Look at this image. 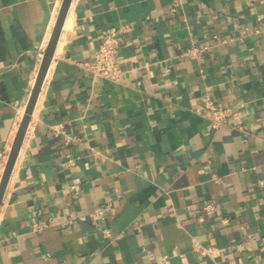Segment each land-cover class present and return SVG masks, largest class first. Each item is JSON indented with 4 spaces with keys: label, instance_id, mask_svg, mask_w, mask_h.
I'll use <instances>...</instances> for the list:
<instances>
[{
    "label": "crops",
    "instance_id": "crops-1",
    "mask_svg": "<svg viewBox=\"0 0 264 264\" xmlns=\"http://www.w3.org/2000/svg\"><path fill=\"white\" fill-rule=\"evenodd\" d=\"M62 1L0 0V182ZM71 8L0 206V264H264V0ZM108 32L117 83L86 65Z\"/></svg>",
    "mask_w": 264,
    "mask_h": 264
},
{
    "label": "water",
    "instance_id": "water-1",
    "mask_svg": "<svg viewBox=\"0 0 264 264\" xmlns=\"http://www.w3.org/2000/svg\"><path fill=\"white\" fill-rule=\"evenodd\" d=\"M71 3H72V0H63L62 1V5L60 8V12H59V15L57 18L56 25H55L54 30L52 32L48 46L44 51V55L42 58V62L40 65V69L38 72L36 82H35L34 87L32 89V93H31L29 102L27 104L25 114H24L22 121L20 123V126L18 128V131H17V134L15 136L11 151H10L9 156H8V160H7V163L5 166L4 173H3L2 178H1V182H0V206L2 203V199H3L4 193H5L6 187L8 185V182H9L10 177L12 175V172L14 170L16 161L18 159L24 138L26 136L27 129H28L30 121H31L32 114L34 113V110L36 107V103L38 102L40 93L42 91V86L44 84V80L47 76L49 67L52 63V60H53V57L55 54V50H56L58 41L60 39L62 30H63V26H64L65 20L67 18Z\"/></svg>",
    "mask_w": 264,
    "mask_h": 264
},
{
    "label": "built area",
    "instance_id": "built-area-1",
    "mask_svg": "<svg viewBox=\"0 0 264 264\" xmlns=\"http://www.w3.org/2000/svg\"><path fill=\"white\" fill-rule=\"evenodd\" d=\"M122 47V38L116 36L112 32H108L99 46L95 58L92 62L86 63L90 72L94 76H101L106 78L108 81L117 83L119 82L124 74V70L120 65V52ZM226 110L220 108H214L211 117L216 124L225 121ZM209 208V205L206 206ZM228 222L229 220H224ZM168 261L167 258H164Z\"/></svg>",
    "mask_w": 264,
    "mask_h": 264
},
{
    "label": "bare ground",
    "instance_id": "bare-ground-1",
    "mask_svg": "<svg viewBox=\"0 0 264 264\" xmlns=\"http://www.w3.org/2000/svg\"><path fill=\"white\" fill-rule=\"evenodd\" d=\"M74 7V6H73ZM71 11H72V8L69 10V13H68V15H67V18H66V20H65V23H64V26H63V30H66V29H68L70 26H71V20H72V13H71ZM74 12V11H73ZM61 46H62V39L60 38L59 39V41H58V44H57V51H60V48H61ZM56 51V50H55ZM56 53V52H55ZM50 71H51V65H50V67H49V70H48V73H47V76H46V78H45V80H44V84H43V86H42V90H43V88L45 87V84L47 83V80H48V78H49V73H50ZM36 105H37V103H36Z\"/></svg>",
    "mask_w": 264,
    "mask_h": 264
}]
</instances>
